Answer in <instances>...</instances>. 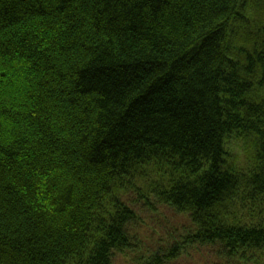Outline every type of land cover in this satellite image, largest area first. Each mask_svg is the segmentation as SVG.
I'll use <instances>...</instances> for the list:
<instances>
[{
  "label": "trees",
  "instance_id": "trees-1",
  "mask_svg": "<svg viewBox=\"0 0 264 264\" xmlns=\"http://www.w3.org/2000/svg\"><path fill=\"white\" fill-rule=\"evenodd\" d=\"M153 203L144 264H264V0H0V264H112Z\"/></svg>",
  "mask_w": 264,
  "mask_h": 264
},
{
  "label": "rangeland",
  "instance_id": "rangeland-1",
  "mask_svg": "<svg viewBox=\"0 0 264 264\" xmlns=\"http://www.w3.org/2000/svg\"><path fill=\"white\" fill-rule=\"evenodd\" d=\"M130 207L137 216L131 233L136 246L134 250L117 253L112 264H144L149 257H147V251L150 253L152 246L156 252L166 255L173 245L179 246L182 243L179 233L188 231L184 215L177 214L167 206L163 207L155 203L151 204V209L141 205ZM180 249L176 251L177 255L170 262L166 260L165 263L222 264L218 254L212 249L190 247L185 249L184 246Z\"/></svg>",
  "mask_w": 264,
  "mask_h": 264
}]
</instances>
